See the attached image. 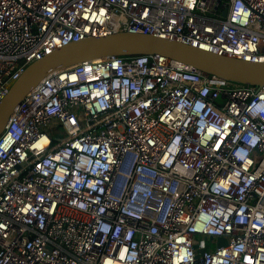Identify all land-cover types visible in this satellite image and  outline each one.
I'll return each instance as SVG.
<instances>
[{"label": "built area", "instance_id": "built-area-1", "mask_svg": "<svg viewBox=\"0 0 264 264\" xmlns=\"http://www.w3.org/2000/svg\"><path fill=\"white\" fill-rule=\"evenodd\" d=\"M118 31L264 62V0H0V99ZM0 264H264V86L157 54L44 77L0 134Z\"/></svg>", "mask_w": 264, "mask_h": 264}, {"label": "water", "instance_id": "water-1", "mask_svg": "<svg viewBox=\"0 0 264 264\" xmlns=\"http://www.w3.org/2000/svg\"><path fill=\"white\" fill-rule=\"evenodd\" d=\"M157 54L206 74L254 86H264V62L248 61L215 53L176 39L148 33L118 31L69 41L28 63L0 99V134L10 114L44 77L50 73L109 56ZM224 244L223 238H218Z\"/></svg>", "mask_w": 264, "mask_h": 264}, {"label": "bare ground", "instance_id": "bare-ground-1", "mask_svg": "<svg viewBox=\"0 0 264 264\" xmlns=\"http://www.w3.org/2000/svg\"><path fill=\"white\" fill-rule=\"evenodd\" d=\"M204 48V47H203ZM206 49V48H205ZM208 50V49H207Z\"/></svg>", "mask_w": 264, "mask_h": 264}]
</instances>
